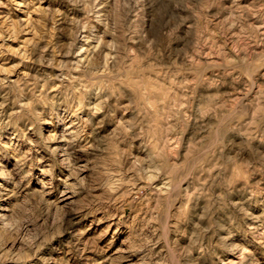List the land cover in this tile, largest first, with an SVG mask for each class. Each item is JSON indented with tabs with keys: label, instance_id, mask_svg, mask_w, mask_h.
Segmentation results:
<instances>
[{
	"label": "rangeland",
	"instance_id": "374dc122",
	"mask_svg": "<svg viewBox=\"0 0 264 264\" xmlns=\"http://www.w3.org/2000/svg\"><path fill=\"white\" fill-rule=\"evenodd\" d=\"M0 264H264V0H0Z\"/></svg>",
	"mask_w": 264,
	"mask_h": 264
}]
</instances>
